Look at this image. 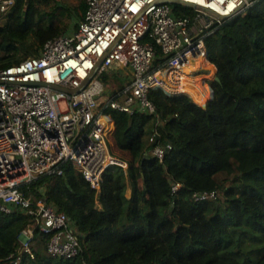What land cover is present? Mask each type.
I'll list each match as a JSON object with an SVG mask.
<instances>
[{"label": "trees", "instance_id": "16d2710c", "mask_svg": "<svg viewBox=\"0 0 264 264\" xmlns=\"http://www.w3.org/2000/svg\"><path fill=\"white\" fill-rule=\"evenodd\" d=\"M50 2L17 0L0 25V68L39 55L46 41L73 29L66 18L77 26L87 9V0L39 6ZM263 2L207 37L220 80L210 81L205 106L154 88L153 113L106 109L115 122L113 147L127 155L117 159L127 167L109 166L99 191L72 164L61 175L21 186L27 197L46 196L68 214L82 245L75 258L49 256V236L37 230L36 256L25 254L22 264H264ZM159 142L171 144L162 161L152 152ZM131 174L135 191L128 198L124 182ZM176 182L182 187L174 192ZM213 190L216 199H195ZM31 220L20 210H0V264L19 254L20 234Z\"/></svg>", "mask_w": 264, "mask_h": 264}, {"label": "built area", "instance_id": "2783aa9c", "mask_svg": "<svg viewBox=\"0 0 264 264\" xmlns=\"http://www.w3.org/2000/svg\"><path fill=\"white\" fill-rule=\"evenodd\" d=\"M195 10L178 15L167 0H87L84 17L75 29L44 43L40 54L0 68V210L32 215L20 234L19 254L35 258V232L49 236L46 252L72 259L82 250L72 219L46 196L35 200L21 189L39 177L61 175L68 162L98 191L104 171L121 164L111 147L115 122L106 109L133 114L155 112L149 91L186 94L181 84L196 86L211 74L206 39L224 20L245 15L263 0H178ZM17 0H0L8 13ZM115 64L126 68L122 82L98 77ZM215 65V64H214ZM116 81V83H117ZM116 87L103 99L106 89ZM195 88V87H194ZM195 88V89H196ZM156 134L151 141H156ZM171 144L157 143L152 152L161 161ZM176 182L173 191L181 189ZM218 191H203L195 199H216Z\"/></svg>", "mask_w": 264, "mask_h": 264}, {"label": "rangeland", "instance_id": "374dc122", "mask_svg": "<svg viewBox=\"0 0 264 264\" xmlns=\"http://www.w3.org/2000/svg\"><path fill=\"white\" fill-rule=\"evenodd\" d=\"M63 2H66V3H71L72 5H77L78 3H79V0H62ZM264 3V2H263ZM55 5V2H54V0H52V2H50V4L49 5H44V4H40L39 6L41 7V8H43V9H45V10H48V9H50V7L52 6H54ZM173 7L175 8V11H176V13L178 14V15H184V16H190V17H193L194 15H195V10L191 7V6H187V5H183V4H180V3H174L173 4ZM9 13V12H8ZM8 13H2V12H0V25H3L4 24V22H5V19H6V17H7V15H8ZM65 24L67 25V26H69L70 28H72L73 27V29H75L77 26H75L74 25V23H72V22H70V20L68 19V18H66L65 19ZM0 43H1V41H0ZM0 50H2V49H0ZM4 54V52H1L0 53V57L2 56ZM19 57H21V58H23V57H25V53L24 52H20L19 53V55H18ZM209 65V64H208ZM207 65V66H208ZM216 71H217V69H216ZM126 72V68H122V67H120L118 64H115L114 66H113V68H111V69H109V70H107V71H104V72H102V73H99V75H98V77L99 78H101L102 80H104V81H106L107 83H109V84H114V76L116 77V76H118V81H117V83H116V81H115V84H117V85H119L121 82H122V78H123V76H122V73H125ZM216 75H217V73H216ZM215 75V76H216ZM215 78V77H214ZM181 85H185V84H181ZM196 88V87H195ZM197 90H199L198 89V87L196 88ZM115 89H112V88H110V87H108L107 89H106V92L104 93V95H103V97L104 98H108V97H110V95H111V93L114 91ZM188 91H190V92H192V94H193V96H194V98H195V100L197 101V102H199V103H201V104H203L204 102L202 101V99L199 97V96H201L202 94H200V95H198V93L194 90V89H189ZM200 92V91H199ZM201 93V92H200ZM211 95H212V93H211ZM211 95H210V97H209V99L211 98ZM202 98H203V100L205 99V97L202 95L201 96ZM207 104V103H206ZM205 106V105H204ZM111 147H112V149L114 150V154L117 156V157H125V158H127V155L126 154H123V152H121V151H118V150H115L114 149V147H113V139H112V144H111ZM68 165H71L72 164V162H68L67 163ZM121 165H123V166H127L126 164H124V163H122ZM121 167V166H120ZM121 169H122V167H121ZM124 176V175H123ZM125 183V185H126V196L128 197V198H131L132 196H133V194H134V191H135V183H134V180H133V176H132V174H131V176H130V179L128 180V181H125L124 182ZM131 187H132V189H131ZM43 189H45V188H43Z\"/></svg>", "mask_w": 264, "mask_h": 264}, {"label": "crops", "instance_id": "0c3cea01", "mask_svg": "<svg viewBox=\"0 0 264 264\" xmlns=\"http://www.w3.org/2000/svg\"><path fill=\"white\" fill-rule=\"evenodd\" d=\"M214 65V64H213ZM208 67L209 68H211V74H206V75H201L200 77H199V83H200V85H201V87L203 88H201L200 86L198 87V89L199 90H197V89H195V88H187V90H189V89H194V90H196V92L198 93V95H200V94H202L204 97H205V99L203 100V98L201 97V96H199L201 99H202V101L203 102H205L206 100H207V98H208V95H209V93H208V91L206 90V88L204 87V85H203V81L205 80V79H209L210 77H212L213 76V74L216 72L215 71V69H214V67L211 65V64H209L208 65ZM217 69V68H216ZM180 86H185V85H180ZM207 86V85H206ZM185 87H187V86H185ZM194 87H196V86H194ZM208 87V89H209V85L207 86ZM204 90V91H203ZM201 93H200V92ZM205 92V93H204ZM211 93H212V90H211V86H210V95H211ZM125 164V163H124ZM127 165V164H126ZM127 167V166H126ZM131 189H132V187H131Z\"/></svg>", "mask_w": 264, "mask_h": 264}, {"label": "water", "instance_id": "95a60500", "mask_svg": "<svg viewBox=\"0 0 264 264\" xmlns=\"http://www.w3.org/2000/svg\"><path fill=\"white\" fill-rule=\"evenodd\" d=\"M167 1L172 2V3H181L178 0H167ZM214 79L219 81L220 80V77L216 75Z\"/></svg>", "mask_w": 264, "mask_h": 264}, {"label": "bare ground", "instance_id": "6f19581e", "mask_svg": "<svg viewBox=\"0 0 264 264\" xmlns=\"http://www.w3.org/2000/svg\"><path fill=\"white\" fill-rule=\"evenodd\" d=\"M106 92V91H105ZM103 99H105L103 96H102ZM117 162H119L120 164H122L123 162L119 159H116Z\"/></svg>", "mask_w": 264, "mask_h": 264}]
</instances>
